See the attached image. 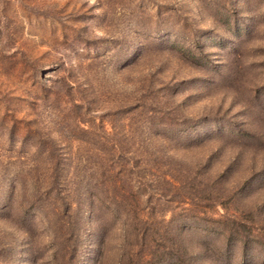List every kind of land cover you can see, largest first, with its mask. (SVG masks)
I'll return each instance as SVG.
<instances>
[{
	"label": "rangeland",
	"instance_id": "rangeland-1",
	"mask_svg": "<svg viewBox=\"0 0 264 264\" xmlns=\"http://www.w3.org/2000/svg\"><path fill=\"white\" fill-rule=\"evenodd\" d=\"M0 264H264V0H0Z\"/></svg>",
	"mask_w": 264,
	"mask_h": 264
},
{
	"label": "trees",
	"instance_id": "trees-1",
	"mask_svg": "<svg viewBox=\"0 0 264 264\" xmlns=\"http://www.w3.org/2000/svg\"><path fill=\"white\" fill-rule=\"evenodd\" d=\"M101 197L102 196H100L99 194H96L94 196V199H95L94 206L96 207V209H97V205L99 204L98 202H100ZM106 197L110 204H119L126 197V195L124 194L120 195V194L113 193V195H108ZM213 220H218V219L214 218ZM149 254L151 255V253Z\"/></svg>",
	"mask_w": 264,
	"mask_h": 264
}]
</instances>
